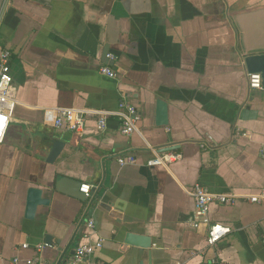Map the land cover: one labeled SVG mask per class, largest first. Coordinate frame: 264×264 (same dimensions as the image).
<instances>
[{
    "label": "crops",
    "instance_id": "crops-1",
    "mask_svg": "<svg viewBox=\"0 0 264 264\" xmlns=\"http://www.w3.org/2000/svg\"><path fill=\"white\" fill-rule=\"evenodd\" d=\"M259 9L264 0H0V45L12 51L19 101L0 143V264L39 254L36 264H57L66 249L61 264H149L148 249L125 243L127 232L152 238V264H264V202L212 204L211 221L231 232L210 244L208 225L193 226L192 195L197 182L264 189V87L250 89L234 18ZM256 18L241 21L250 46L264 38V14ZM158 98L168 103L166 126L156 125ZM121 100L141 115L130 135L113 115L103 130L89 117L79 133L44 122L47 107L114 111ZM55 140L64 147L50 163ZM150 146L182 159L149 166ZM124 154L136 163L121 166ZM78 182L91 184V197L71 195H84ZM30 186L50 199L32 219ZM82 243L101 246L76 263Z\"/></svg>",
    "mask_w": 264,
    "mask_h": 264
},
{
    "label": "built area",
    "instance_id": "built-area-1",
    "mask_svg": "<svg viewBox=\"0 0 264 264\" xmlns=\"http://www.w3.org/2000/svg\"><path fill=\"white\" fill-rule=\"evenodd\" d=\"M108 57L114 58V54L108 53ZM11 59L12 51L0 45V143L4 141L8 131L11 118L19 101L16 97L15 86L11 74ZM101 72L109 77H117L116 71L110 66L104 65L101 67ZM249 86L252 90L263 89V78L260 72H249ZM116 116L122 125V133L130 135L138 128V122L141 115L137 107L126 100H121L119 107L114 111H107L96 108L75 107V106H55L44 109V122L53 127H67L74 132H81L89 117H97V127L99 130L105 129L108 118ZM201 146H206L204 143ZM153 156L148 160L149 166L169 167L171 163L182 159V153L171 149H159L158 147L150 146ZM264 151V146H263ZM117 161L121 166L127 164H135L137 158L132 154L119 155ZM80 190L85 197L92 196L91 184L84 183ZM194 197L195 219L193 226L199 227L201 224L208 225L207 240L210 244L224 238L231 232V227L213 223L210 219L209 212L212 204L234 205L240 200H247L251 203L264 202V189L256 193H238L235 191H211L208 187L197 182L192 189ZM88 226L93 227L92 219L88 221ZM28 243H24L22 248H27ZM96 246H101V243H82L79 244L74 252V261L82 263L86 261L94 252ZM36 249L41 252L42 244H37ZM40 261V254L34 258L28 259L27 264H36ZM12 264H20L19 258L15 257Z\"/></svg>",
    "mask_w": 264,
    "mask_h": 264
},
{
    "label": "water",
    "instance_id": "water-1",
    "mask_svg": "<svg viewBox=\"0 0 264 264\" xmlns=\"http://www.w3.org/2000/svg\"><path fill=\"white\" fill-rule=\"evenodd\" d=\"M264 14V9H259L256 11L251 12H245V13H239L234 16L235 20L237 21L239 28L241 30L242 35V43H243V50L246 54L245 62L250 70V72H260L262 74L263 78V86H264V47L258 45L261 41L264 40L262 37H256L258 42H256V45L250 46L248 43H246V38H249L250 40H253L255 37L253 33L251 32L250 28L247 25H244L241 21L245 16H248L252 18V23H255V18H260ZM256 18V19H257ZM262 19V18H261ZM169 124V117H168V103L164 101L161 98H158L156 100V125L157 126H166ZM64 147V142L60 140H55L52 144L50 153L47 157V161L50 163H53L56 158L59 156L62 148ZM173 148V147H172ZM64 181V178L59 180V188L61 187L60 184ZM80 186L81 182H78V190L80 192ZM84 194V193H83ZM72 196L79 198V199H86L85 195L82 196V194L73 193ZM50 199L44 196L43 188L38 186H30L27 190V196H26V210H25V216L27 218H34L37 212V209L40 205H49ZM50 235L47 236V240L49 244L50 242ZM60 243V241H59ZM125 243L130 245H136L143 248L148 249V257H149V264H152V238L148 235H142V234H136L132 232H127L125 237ZM67 250V249H66ZM62 251L61 248L58 249V251L61 253L58 257L57 264H61L64 257H65V251ZM74 254V253H73ZM74 258V257H72ZM72 260V259H71ZM143 264V263H141Z\"/></svg>",
    "mask_w": 264,
    "mask_h": 264
}]
</instances>
